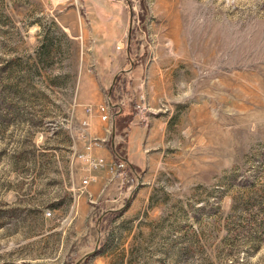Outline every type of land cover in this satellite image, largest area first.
<instances>
[{
    "label": "rangeland",
    "instance_id": "1",
    "mask_svg": "<svg viewBox=\"0 0 264 264\" xmlns=\"http://www.w3.org/2000/svg\"><path fill=\"white\" fill-rule=\"evenodd\" d=\"M0 264H264V0H0Z\"/></svg>",
    "mask_w": 264,
    "mask_h": 264
},
{
    "label": "crops",
    "instance_id": "2",
    "mask_svg": "<svg viewBox=\"0 0 264 264\" xmlns=\"http://www.w3.org/2000/svg\"><path fill=\"white\" fill-rule=\"evenodd\" d=\"M106 5H107V7H105V8L101 7L103 13L109 12L108 15L110 17L111 16L113 17L114 15L110 12L111 11L110 7L111 8L114 7V6H111V5H114V2L112 4H108L106 1L105 6ZM101 132H102V134H101L102 136H99L97 138L101 141L102 144H101V146L92 149V155H94V157L100 156V157H103V158L109 160L110 158H112V154H111L112 151H110V149L106 146V144H104L105 132L104 131H101ZM112 139H113V137H112ZM110 144L112 146V140H111ZM128 150H129V146H128ZM124 161L126 162V164L128 166H132V165L133 166H140L141 155L139 156L138 154H134L133 156H131L130 154H128V156L125 157ZM94 175H95V181L92 182L93 183L92 186L87 188V191H86L87 195H85V196L87 198H90L88 200L90 201L91 204H95V203H97V201L107 202L108 200L106 197H104L106 195L103 194L102 188L106 184L107 178L110 177V173L107 170H98ZM110 188H109L108 192H109V194H111L113 196L112 191H110Z\"/></svg>",
    "mask_w": 264,
    "mask_h": 264
},
{
    "label": "built area",
    "instance_id": "3",
    "mask_svg": "<svg viewBox=\"0 0 264 264\" xmlns=\"http://www.w3.org/2000/svg\"><path fill=\"white\" fill-rule=\"evenodd\" d=\"M108 108L109 107L107 104H102L101 106H99V112L101 114L102 120H106L108 118L109 116ZM87 148L90 149V145H88ZM84 160L88 161L89 167L93 169H100L106 165V161L104 160V158L99 157V156L84 158ZM113 166L117 168V173L120 179H125L127 177L125 162H122L120 160L118 162L112 163V166L110 167V169H113ZM91 180H94V178L93 177L84 178L82 180L83 186H86ZM46 215H50V211H47Z\"/></svg>",
    "mask_w": 264,
    "mask_h": 264
},
{
    "label": "trees",
    "instance_id": "4",
    "mask_svg": "<svg viewBox=\"0 0 264 264\" xmlns=\"http://www.w3.org/2000/svg\"><path fill=\"white\" fill-rule=\"evenodd\" d=\"M126 117H127V116H125V115L122 114V112H121L120 115L117 116V119H116L117 124L120 125V122L123 123V122H126L127 120H130V118L127 119ZM122 123H121V124H122ZM122 127H123V126H122Z\"/></svg>",
    "mask_w": 264,
    "mask_h": 264
},
{
    "label": "water",
    "instance_id": "5",
    "mask_svg": "<svg viewBox=\"0 0 264 264\" xmlns=\"http://www.w3.org/2000/svg\"><path fill=\"white\" fill-rule=\"evenodd\" d=\"M113 125H114V121H113ZM113 127V130H114V126H112Z\"/></svg>",
    "mask_w": 264,
    "mask_h": 264
}]
</instances>
